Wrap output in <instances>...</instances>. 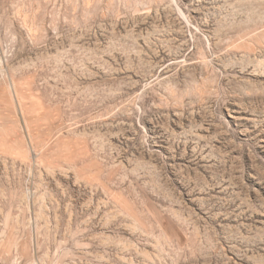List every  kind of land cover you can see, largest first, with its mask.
Segmentation results:
<instances>
[{
    "label": "rangeland",
    "instance_id": "1",
    "mask_svg": "<svg viewBox=\"0 0 264 264\" xmlns=\"http://www.w3.org/2000/svg\"><path fill=\"white\" fill-rule=\"evenodd\" d=\"M0 264H264V0H0Z\"/></svg>",
    "mask_w": 264,
    "mask_h": 264
}]
</instances>
